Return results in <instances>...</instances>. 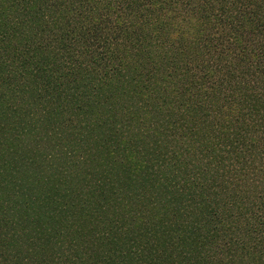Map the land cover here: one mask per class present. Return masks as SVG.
I'll use <instances>...</instances> for the list:
<instances>
[{"label":"trees","instance_id":"16d2710c","mask_svg":"<svg viewBox=\"0 0 264 264\" xmlns=\"http://www.w3.org/2000/svg\"><path fill=\"white\" fill-rule=\"evenodd\" d=\"M0 134V264H264V0H0Z\"/></svg>","mask_w":264,"mask_h":264},{"label":"rangeland","instance_id":"374dc122","mask_svg":"<svg viewBox=\"0 0 264 264\" xmlns=\"http://www.w3.org/2000/svg\"><path fill=\"white\" fill-rule=\"evenodd\" d=\"M3 138V139H2ZM37 138V137H35ZM33 137L29 141H23L21 151H17L16 148H12L9 146V142L12 141V138L9 136H2L0 134V200L2 202L5 201V207L8 205L13 204V200H11L8 196L17 197L19 195H35L34 193H38L39 191L36 188H32L38 184H41V181H36V179L29 178L27 182H21L19 178V174L23 173V170L28 171L32 170L33 167H30L29 163L26 161L27 153L25 151H31L35 149V145L33 144ZM38 139V138H37ZM31 144V145H29ZM29 145V146H28ZM33 147V148H32ZM38 149V148H36ZM62 150L67 151L66 149L62 148ZM40 150H36L38 152ZM40 153V152H38ZM74 162H77L78 158L76 156L72 157ZM41 164V169L44 170V174L42 176L43 180L46 181L49 179L51 172L56 171L58 174H64L63 168L69 167L72 162L65 159H57L55 161L50 162L49 164L46 163L42 157L38 160V164ZM27 164V169H26ZM20 165L19 171L16 172L15 166ZM8 171L4 170L3 167H6ZM76 167H72V169H77ZM34 185V186H31ZM32 189V190H31ZM7 199H10L8 203H6ZM10 208V207H9Z\"/></svg>","mask_w":264,"mask_h":264}]
</instances>
